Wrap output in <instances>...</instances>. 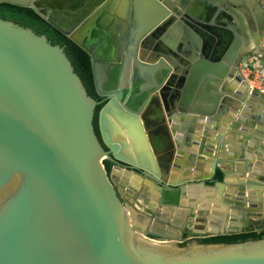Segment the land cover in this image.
<instances>
[{
    "label": "water",
    "instance_id": "obj_1",
    "mask_svg": "<svg viewBox=\"0 0 264 264\" xmlns=\"http://www.w3.org/2000/svg\"><path fill=\"white\" fill-rule=\"evenodd\" d=\"M92 1L104 3L101 13L84 3L0 0L32 8L79 45L103 96L88 94L64 46L0 17V264H264V237L180 241L183 231L264 227V111L252 104L264 95L239 69L263 50L259 3ZM96 44L106 56L125 51L136 110L121 104L123 90L125 101L134 99L131 88L103 89L111 65L99 63ZM103 101L99 139L93 119ZM104 160L153 186L141 188L147 205H157L152 218L122 201L118 170L107 173ZM167 194L177 202L164 203ZM211 211L218 217L207 229ZM236 217L247 226H220Z\"/></svg>",
    "mask_w": 264,
    "mask_h": 264
},
{
    "label": "flooded vegetation",
    "instance_id": "obj_2",
    "mask_svg": "<svg viewBox=\"0 0 264 264\" xmlns=\"http://www.w3.org/2000/svg\"><path fill=\"white\" fill-rule=\"evenodd\" d=\"M57 1V4L59 6H61L62 8L64 9H68V8H79L80 9L82 8L81 4L84 3V6H86V8L88 7L89 10H92L93 9V13H101L100 11L101 10V6L104 4H102V2H97L96 4V1H95V5H93V1L92 0H56ZM83 6V7H84ZM101 45L100 44H96L94 46V51L96 53V56L99 57V63L101 64H105V63H108L110 64L111 66L108 68V71H107V79L103 82V89L105 91H113V90H116L117 88H122V87H127V88H131V91H130V94H129V97H133L134 99L132 101H125L126 99V96L128 94V90H123V97H122V101H121V104L122 105H127L131 110H136L139 105H140V101L139 99L136 98V94L138 92L137 90V85L132 81L130 80L129 76L125 75V73L123 72V65H124V60H125V51H124V54H123V49H122V52H116V50H111V52L109 53L110 55H105L103 52H102V49L100 48ZM90 58V56H89ZM104 58H107V59H104ZM109 61V62H107ZM90 64H91V60H90ZM91 73H92V66H91ZM92 81H93V75H92ZM93 87H94V83H93ZM94 99H96L97 101H101L103 99V96H100L96 90H95V87H94V94H90ZM113 95V93H112ZM106 101H103L101 102L100 104H98L95 108V112H94V119H93V124H94V129H95V132L96 134L98 135L99 139H100V135H99V129H98V112H99V109L100 107L105 103ZM165 123L168 124V122H166V119H165ZM169 125V124H168ZM169 129H170V125H169ZM150 149L152 150L151 146H150ZM154 151V150H153ZM155 152H153L154 154ZM107 162L106 163H109L110 165V170L109 172H112V170L116 169L119 171L120 169H124L123 167H119L118 165L112 163L111 161L109 160H106ZM123 188H120V196L122 197V201L124 203H130V204H133V205H136L135 202H138V204L136 205L140 211H142V213H144L145 215L147 214L148 216H150V218L153 217V213L154 211H156L155 209H157V205L151 207L150 205H147L148 203V199L147 198H143L142 197V193H143V190H135V189H126L124 188L123 191L126 192V194H129L130 197H132L133 201L132 202H129L126 200V198H124L123 196V191H122ZM177 202V199L175 197H170V194H167L165 195V201L164 203H176ZM150 211L151 213L147 212V211ZM261 220L264 222V216L263 218H261ZM186 227L190 226L191 227V223L188 225V222L185 224ZM245 227L247 226V223L244 224ZM264 228V227H263ZM252 230H254L253 228H251ZM192 232H188V231H183L182 232V239L180 240L182 243H185L191 239H197L200 241V238L204 237V236H211L209 234H205V235H197L196 233H194L193 235H191ZM149 237L153 238V239H156V240H167V238H164V237H161V236H154V235H149Z\"/></svg>",
    "mask_w": 264,
    "mask_h": 264
},
{
    "label": "trees",
    "instance_id": "obj_3",
    "mask_svg": "<svg viewBox=\"0 0 264 264\" xmlns=\"http://www.w3.org/2000/svg\"><path fill=\"white\" fill-rule=\"evenodd\" d=\"M0 17L3 19H10L22 26L30 27L38 34H45L51 43H58L64 46V50L70 59L74 70L78 73L84 83L88 94H94L89 55L73 40L53 28L46 20H44V18L30 7H21L2 2L0 3ZM106 162V160L103 161L104 167L107 173H109L110 165ZM216 177L218 179L222 177L219 170L216 172ZM261 237H264V228L259 231L250 229L234 234L204 236L200 238V241L206 243L240 242Z\"/></svg>",
    "mask_w": 264,
    "mask_h": 264
},
{
    "label": "crops",
    "instance_id": "obj_4",
    "mask_svg": "<svg viewBox=\"0 0 264 264\" xmlns=\"http://www.w3.org/2000/svg\"><path fill=\"white\" fill-rule=\"evenodd\" d=\"M261 2L264 4V0H261ZM261 48H263L262 52L256 53V54L249 53V54H247L246 56H244L240 60V63H239L240 71L243 70L242 68H243L244 61L247 58H252V60L255 62V64H257L260 68H262L264 70V43H262ZM252 104L254 106V109H260L261 111H264V97L263 96H259L256 101L252 102ZM218 133H221V132L218 131ZM222 135H223L224 138H226V134L225 133H222ZM200 136L202 137V134ZM201 137H199V141L201 140L200 139ZM206 142H208V141H206ZM196 155H198V152H196ZM187 156H188V154H186V158H185L186 160H187ZM204 157L206 158L205 159L206 163H208V160H207L208 157L207 156H204ZM193 169H195V168H193ZM206 171L207 170H206L205 167H201V171L200 172L202 174L206 173ZM114 175H115V178L117 179V181L119 183L120 188H123V190H124V188H129L130 187L129 184L132 181V179L134 177H137L133 172H129L127 174L125 169H120L118 172H114ZM181 175H182V173H181ZM190 175L193 176L192 173H190ZM138 179H139V182L137 183L136 187H134L136 191L137 190L139 191L141 188H148L149 191L153 190L152 189L153 186L152 185L148 186L145 183L144 179H140V178H138ZM123 180H125V181L123 182ZM233 182H234V177H233ZM123 196H124V198H126L127 201H129V202L133 201L132 197H130L129 194H126L125 191H123ZM262 209H264V206L261 203V205L259 206L258 210L262 211ZM217 214L218 213H215V212L211 211V212H209L208 216L204 217L205 218V223H203V224L206 226L205 228L211 229V226H215L214 224L211 223V221H214L218 217ZM207 217H208V219H207ZM244 218H246V217H244ZM220 222H221V224H220L221 227H223L224 225L230 224V223H233L236 226H240V225L246 224L245 221H242V217H240V218L236 217V219H234V221H232V222H229L228 220L227 221L222 220Z\"/></svg>",
    "mask_w": 264,
    "mask_h": 264
},
{
    "label": "built area",
    "instance_id": "obj_5",
    "mask_svg": "<svg viewBox=\"0 0 264 264\" xmlns=\"http://www.w3.org/2000/svg\"><path fill=\"white\" fill-rule=\"evenodd\" d=\"M256 1L264 11V4L261 0ZM242 69L241 72L248 81L250 87L258 90L264 95V70L255 64L252 58L245 59Z\"/></svg>",
    "mask_w": 264,
    "mask_h": 264
},
{
    "label": "bare ground",
    "instance_id": "obj_6",
    "mask_svg": "<svg viewBox=\"0 0 264 264\" xmlns=\"http://www.w3.org/2000/svg\"><path fill=\"white\" fill-rule=\"evenodd\" d=\"M94 5V4H93ZM88 8V7H87ZM207 219H208V217H207ZM191 227L193 228V229H195V230H201V228L199 229V228H196L197 226H195L193 223H191Z\"/></svg>",
    "mask_w": 264,
    "mask_h": 264
},
{
    "label": "rangeland",
    "instance_id": "obj_7",
    "mask_svg": "<svg viewBox=\"0 0 264 264\" xmlns=\"http://www.w3.org/2000/svg\"><path fill=\"white\" fill-rule=\"evenodd\" d=\"M135 204L137 205L138 204V202H135ZM139 205V204H138ZM194 233H191V235H193ZM197 235H205V234H207V233H205V234H202V233H196Z\"/></svg>",
    "mask_w": 264,
    "mask_h": 264
}]
</instances>
